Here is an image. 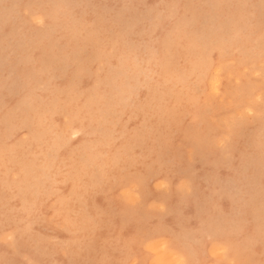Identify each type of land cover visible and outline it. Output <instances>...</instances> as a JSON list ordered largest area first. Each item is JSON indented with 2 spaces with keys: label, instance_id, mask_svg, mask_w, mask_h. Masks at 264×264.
Wrapping results in <instances>:
<instances>
[{
  "label": "rangeland",
  "instance_id": "1",
  "mask_svg": "<svg viewBox=\"0 0 264 264\" xmlns=\"http://www.w3.org/2000/svg\"><path fill=\"white\" fill-rule=\"evenodd\" d=\"M263 228L264 0H0V264H262Z\"/></svg>",
  "mask_w": 264,
  "mask_h": 264
},
{
  "label": "bare ground",
  "instance_id": "2",
  "mask_svg": "<svg viewBox=\"0 0 264 264\" xmlns=\"http://www.w3.org/2000/svg\"><path fill=\"white\" fill-rule=\"evenodd\" d=\"M200 48H201V47H200ZM217 53H218V52H217ZM75 60H76V59H75ZM64 62H65V61H64ZM194 74H195V73H194ZM180 75H181V74H180ZM75 78H76V77H75ZM198 79H199V78H198ZM184 81H185V80H184ZM174 82H175V81H174ZM177 82H178V81H177ZM75 84H76V83H75ZM240 90H241V89H240ZM48 110H49V109H48ZM70 128H71V127H70ZM61 133H62V132H61ZM257 134H258V133H257ZM31 135H32V134H31ZM66 138H67V137H66ZM59 139H60V138H59ZM112 139H113V138H112ZM226 152H227V151H226ZM91 156H94V155H91ZM80 157H81V156H80ZM86 159H87V158H86ZM59 161H60V160H59ZM85 162H86V161H85ZM103 166H104V165H103ZM68 177H69V176H68ZM75 179H76V178H75ZM75 179H74V180H75ZM61 181H62V180H61ZM160 181L163 182V180H160ZM189 181H190V180H189ZM162 182H161V183H162ZM158 183H159V182H158ZM158 183H157V184H158ZM136 187H137V186H136ZM258 189H259V188H258ZM105 193H106V192H105ZM133 194H134V193H133ZM137 197H138V196H137ZM252 198H253V197H252ZM203 199H204V198H203ZM78 201H79V200H78ZM158 203H159V202H158ZM133 205H134V204H133ZM167 208H168V207H167ZM28 209H29V208H28ZM165 209H166V208H165ZM165 213H166V211H165ZM211 217H212V216H211ZM181 219H182V218H181ZM86 220H87V219H86ZM201 223H202V222H201ZM256 224H257V223H256ZM263 229H264V228H263ZM183 230H184V229H183ZM234 230H235V229H234ZM177 231H178V230H177ZM156 232H157V231H156ZM181 233H182V232H181ZM182 234H183V233H182ZM184 234H185V233H184ZM214 234H215V232H214ZM257 234H258V233H257ZM185 235H186V234H185ZM37 236H38V235H37ZM177 236H178V235H177ZM177 236H176V237H177ZM190 236H191V235H190ZM10 237L13 238L12 235H11ZM28 238H29V237H28ZM158 238H159V237H158ZM162 238H163V237H162ZM162 238H161V239H162ZM161 239H160V240H157V242H153L154 244L151 243V244L153 245L152 250H154L153 248H154L158 243H161V242H160ZM11 240H12V239H11ZM71 240H72V239H71ZM163 240H164L165 242L167 241L166 239H163ZM163 240H162V242H164ZM169 240H170V239H169ZM212 240H213V239H212ZM12 241H13V240H12ZM250 241H251V240H250ZM149 242H150V241H149ZM165 242H164V243H165ZM212 242H213V241H212ZM214 242H215V240H214ZM219 242H220V241H219ZM216 243H217V242H216ZM216 243H213L212 246H213L214 244H216ZM11 244H12V243H11ZM167 244H168V243L166 242L165 245H167ZM217 244H218V243H217ZM217 244H216V246L214 245L215 247L213 246V250L216 249ZM219 244H220V243H219ZM219 244H218V246H220V247L222 248V249H221V248H219V249H221V250L224 252L223 249L225 248V245H224V246L222 245V246H223V247H222L221 244H220V245H219ZM154 245H155V246H154ZM158 245H159V244H158ZM160 245H161V244H160ZM160 245H159V246H160ZM148 246H149V245H148ZM159 246H156L155 248H156V249H157V247L160 248L161 246H160V247H159ZM212 246H211V248H212ZM16 247H17V246H16ZM162 247H163V246H162ZM164 247H165V246H164ZM168 247H169V246H168ZM168 247H166V248H168ZM227 247H228V246H227ZM149 248L151 249V247H148V250H150ZM217 248H218V247H217ZM232 248H233V247H232ZM235 248H236V247H235ZM156 249H155L154 251H157ZM229 249H230V248H228V250H229ZM170 250H171V249H170ZM173 250H174V249H173ZM225 250H226V249H225ZM40 251H41V250H40ZM171 251H172V250H171ZM174 251H175V250H174ZM235 251H236V250H235ZM158 252H160V250H159ZM209 252H210V251H209ZM215 252H217V251H215ZM215 252H214L213 254H215ZM227 252H228V251H227ZM227 252L224 253V255H226ZM160 253H161V252H160ZM169 253H170V251H169ZM169 253H166V252L164 251V255L162 254L164 257L166 256L164 259H167V258H168L167 255H168ZM173 253H174V252L172 251V254H173ZM176 253H178V252L175 251L174 255H175ZM210 253H211V252H210ZM219 253H221V252H219ZM232 253H233V252H232ZM236 253H237V252H236ZM172 254H170V255H168V256L173 257L174 255H172ZM179 254H180V252H179L178 254H176V256H174L173 259H172V258H171V259H172V260L176 259L175 257H177V255L180 256ZM213 254H211V255H213ZM217 254H218V253H217ZM237 254H238V253H237ZM162 255H161V256H162ZM224 255H221V256L223 257ZM238 255H239V254H238ZM182 256H184V255H182ZM158 257H160V255H159ZM158 257L156 258L157 260H155V261H152V260H151L152 263H153V262H156V261H157V264H160L161 262H162L163 264H171V263H173V262L176 263V262H175L176 260L173 261V262H171V263H169V262L167 263V262H166L167 260H166V261H161V260H163V259H160V260H159ZM184 257H185V256H184ZM184 257H183V258H184ZM227 257H228V256H227ZM230 257H231V256H230ZM236 257H237V256H236ZM236 257H235V258H236ZM185 258H186V257H185ZM168 259L170 260V258H168ZM177 259H179V258H177ZM191 259H192V258H191ZM153 260H154V259H153ZM172 260H171V261H172ZM184 260H185V259H184ZM195 260H196V258H195ZM195 260H194V261H195ZM234 260H236V259H234ZM158 262H160V263H158ZM165 262H166V263H165ZM185 262H186V261H185ZM185 262H184L183 264H186ZM177 263H178V261H177ZM189 263H191V262H189ZM194 263H195V262H194ZM237 263H238V262H237ZM240 263H241V262H240ZM238 264H239V263H238Z\"/></svg>",
  "mask_w": 264,
  "mask_h": 264
},
{
  "label": "snow or ice",
  "instance_id": "3",
  "mask_svg": "<svg viewBox=\"0 0 264 264\" xmlns=\"http://www.w3.org/2000/svg\"><path fill=\"white\" fill-rule=\"evenodd\" d=\"M248 264H252V262H248ZM262 264H264V262H262Z\"/></svg>",
  "mask_w": 264,
  "mask_h": 264
}]
</instances>
